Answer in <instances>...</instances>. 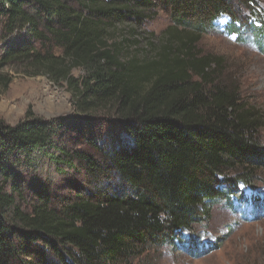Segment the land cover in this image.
I'll list each match as a JSON object with an SVG mask.
<instances>
[{"label": "trees", "instance_id": "trees-1", "mask_svg": "<svg viewBox=\"0 0 264 264\" xmlns=\"http://www.w3.org/2000/svg\"><path fill=\"white\" fill-rule=\"evenodd\" d=\"M260 1L0 0V88L10 72L42 75L76 109L0 119V264H131L254 184L264 111L197 43L222 15L237 27L246 10L262 26ZM159 11L170 26L151 55L133 56L119 33ZM96 110L121 137L95 139Z\"/></svg>", "mask_w": 264, "mask_h": 264}, {"label": "rangeland", "instance_id": "rangeland-1", "mask_svg": "<svg viewBox=\"0 0 264 264\" xmlns=\"http://www.w3.org/2000/svg\"><path fill=\"white\" fill-rule=\"evenodd\" d=\"M255 9L264 17V0ZM247 14L245 10L241 18H235L237 27L231 24L229 16L219 17L213 30L203 33L197 49L219 57L223 62L222 77L235 81L244 99L264 111V21L262 26L260 16L247 21ZM170 24L168 14L159 11L141 28L133 33L130 29L121 31L116 39L129 40L131 54L143 58L151 55L150 43L157 45ZM10 74L8 87L0 88V119L6 123H16L28 111L46 119L76 111L74 98L65 85H55L42 75ZM73 74L79 75L77 70ZM90 114L96 118L94 127L101 130L95 134L96 140L105 143V137L112 133L122 136L120 129H108L107 110ZM257 174L252 186L240 183L229 197L222 196L210 206L203 222L180 232L176 236L178 245L150 246L131 264H264V168ZM249 198L259 199L262 208L255 210Z\"/></svg>", "mask_w": 264, "mask_h": 264}]
</instances>
